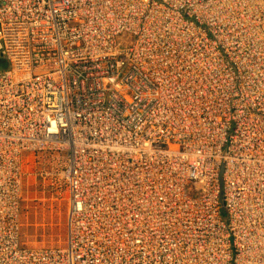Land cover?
<instances>
[{
    "label": "built area",
    "instance_id": "obj_1",
    "mask_svg": "<svg viewBox=\"0 0 264 264\" xmlns=\"http://www.w3.org/2000/svg\"><path fill=\"white\" fill-rule=\"evenodd\" d=\"M0 61V264H264V0H0ZM26 158L60 245L22 242Z\"/></svg>",
    "mask_w": 264,
    "mask_h": 264
},
{
    "label": "rangeland",
    "instance_id": "obj_2",
    "mask_svg": "<svg viewBox=\"0 0 264 264\" xmlns=\"http://www.w3.org/2000/svg\"><path fill=\"white\" fill-rule=\"evenodd\" d=\"M57 160H22L21 239L29 247L56 246L65 240L67 195Z\"/></svg>",
    "mask_w": 264,
    "mask_h": 264
},
{
    "label": "water",
    "instance_id": "obj_3",
    "mask_svg": "<svg viewBox=\"0 0 264 264\" xmlns=\"http://www.w3.org/2000/svg\"><path fill=\"white\" fill-rule=\"evenodd\" d=\"M8 68H9V65L6 61H0V71L7 70ZM220 189H221V182H220Z\"/></svg>",
    "mask_w": 264,
    "mask_h": 264
},
{
    "label": "bare ground",
    "instance_id": "obj_4",
    "mask_svg": "<svg viewBox=\"0 0 264 264\" xmlns=\"http://www.w3.org/2000/svg\"><path fill=\"white\" fill-rule=\"evenodd\" d=\"M20 76H21V75L18 74V75L15 76V78H18V77H20Z\"/></svg>",
    "mask_w": 264,
    "mask_h": 264
}]
</instances>
